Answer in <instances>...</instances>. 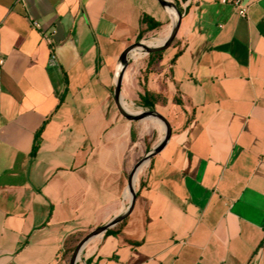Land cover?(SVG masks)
Masks as SVG:
<instances>
[{
    "label": "crops",
    "instance_id": "crops-1",
    "mask_svg": "<svg viewBox=\"0 0 264 264\" xmlns=\"http://www.w3.org/2000/svg\"><path fill=\"white\" fill-rule=\"evenodd\" d=\"M174 1L175 44L121 89L171 139L78 264H264V0ZM170 23L163 0H0V264H67L123 214L150 131L115 103L120 56Z\"/></svg>",
    "mask_w": 264,
    "mask_h": 264
},
{
    "label": "water",
    "instance_id": "water-1",
    "mask_svg": "<svg viewBox=\"0 0 264 264\" xmlns=\"http://www.w3.org/2000/svg\"><path fill=\"white\" fill-rule=\"evenodd\" d=\"M173 6L176 8L178 14H179V20H178V29H176L175 31L172 30L173 33V38L177 39V35H178V31L180 29V25H181V21H182V15L179 12V10L177 9L176 5L174 3H172ZM55 42H60L61 39L55 38L54 39ZM141 41L137 42L136 44H133L131 46H129L126 50H124V52L121 54L120 59H124L128 54H130L132 51H134L137 47H140L141 45ZM144 52L146 56H152L154 58H156L157 55H154V49H145L144 48ZM130 60V59H129ZM129 60L126 62V70L128 67V62ZM123 84V82H122ZM122 84L120 86V88L115 90L114 93V100L115 103L120 111V113L128 120L130 121H141V120H145V119H151V118H155V119H159L162 120L166 126L168 127V136L165 140H162L155 148H153L150 152H148L132 169L130 176H129V181H128V187L127 189L131 192L132 194V199L131 201H128V206H127V211L119 216H117L116 218H114L111 222H109L108 224L101 226L100 228L90 232L87 236H85L78 244L77 246L72 250L71 254L68 256L69 261L73 264H78L80 258L78 260L77 259L78 256H80L86 245L92 241L93 239H96L98 237L103 236L105 233H107L109 231L110 228H112L113 226H115L116 224H118L119 222H121L124 218H126L134 209L135 206V202H136V191H135V187L133 184V178L134 176L137 174L138 170L144 165L145 162H150L156 155H158L169 143L171 136H172V128L170 125L169 120L162 115L161 113L154 111V110H137L134 109L133 107H131L130 105L127 104V102L124 100V98L122 97L121 94V89H122ZM126 106H125V105ZM127 107V108H126ZM133 112H131V111ZM129 113V114H128Z\"/></svg>",
    "mask_w": 264,
    "mask_h": 264
},
{
    "label": "bare ground",
    "instance_id": "bare-ground-1",
    "mask_svg": "<svg viewBox=\"0 0 264 264\" xmlns=\"http://www.w3.org/2000/svg\"><path fill=\"white\" fill-rule=\"evenodd\" d=\"M163 4L165 6V9L168 12V15H169V18H170V21H171V23L169 24L170 25V28L167 31H162V33L159 35L158 38H156V39H154L152 41H147L144 44L142 42L141 45H140V47H137L135 49L136 51L134 50L135 52L132 51L123 60L121 59L120 66H119V72H118V76H117V80H116L115 90L118 89V88H120V86L122 84V81H123V75H124V73H125V76H126V72H125L126 71V62L129 59H131V58H133V59H139L141 56H144L145 55L144 48L145 49H154V53H156V52L162 51L163 49L167 48L173 42L174 38H173L172 30L175 31L176 29H178L179 14L175 17V15L173 13V10L171 8V5H170L169 0H163ZM125 76H124V78H125ZM122 97H123V95H122ZM129 111H131V110H129ZM131 112H133V111H131ZM151 120H153V122L156 123L157 125H158V122H159V127L161 129L162 135L165 132L164 138L162 140H165L167 138V136H168V127L166 126V124L162 120H159V119L151 118ZM147 165H148V162H145L144 165L138 170L137 174L134 176V178H133V184H134V187L135 188H136V186H137V184L139 182L140 174L142 173V171L144 170V168ZM131 199H132V194L130 192L128 201H131ZM126 211H127V208L125 209V211L123 213H125ZM93 240L90 241L86 245L85 248H87L89 246V244H91V242H93ZM80 256H78L77 259H75V262H76V260H78L80 258ZM73 264H75V263H73Z\"/></svg>",
    "mask_w": 264,
    "mask_h": 264
},
{
    "label": "rangeland",
    "instance_id": "rangeland-1",
    "mask_svg": "<svg viewBox=\"0 0 264 264\" xmlns=\"http://www.w3.org/2000/svg\"><path fill=\"white\" fill-rule=\"evenodd\" d=\"M170 1L176 4V2L174 0H170ZM159 35H160V32H158V33H156V34H154L152 36H149L148 38H145V39L141 40V42H144L145 41L144 43H146L147 41H152V40L158 38ZM175 42H176V39H174L173 42L167 48H165V49H163L162 51H159V52H163V54H164L167 49H169L170 47H173V45L175 44ZM157 58H158V56H156L155 63L156 64L157 63L159 64L160 62L157 61ZM149 60H151L150 57L149 56H146V55L141 56L139 59H133V58H131L129 60L128 67H127V70H126V72H127V77H126L127 80L125 79V86L131 85L137 79H142V77H143V79H145V72L146 71H143V69H141V66H143V68H144V65H146ZM139 69H141L140 70L141 71V76L139 75L140 74ZM139 76H140V78H139ZM142 121L143 122L146 121L148 123L149 128L147 130L150 131L149 132V135L146 137V143L148 144V150H147V153H148V152H150L153 149L154 142L155 141H158L160 139L162 140L161 137L163 135L161 133L160 127L156 123H154L153 120H151V119H145V120H142ZM136 122H138V121H136ZM82 256L83 255L81 254L80 259L82 258ZM67 264H71V262L69 261Z\"/></svg>",
    "mask_w": 264,
    "mask_h": 264
},
{
    "label": "trees",
    "instance_id": "trees-1",
    "mask_svg": "<svg viewBox=\"0 0 264 264\" xmlns=\"http://www.w3.org/2000/svg\"><path fill=\"white\" fill-rule=\"evenodd\" d=\"M144 23L147 24L149 30L157 29L160 25L156 23L149 17H145ZM143 36H139V42L142 40ZM154 55H163V52H156ZM152 57V56H151ZM154 62V61H153ZM141 104L145 108H149L151 110L155 109L157 96L155 94H151L147 92L144 96H141Z\"/></svg>",
    "mask_w": 264,
    "mask_h": 264
},
{
    "label": "built area",
    "instance_id": "built-area-1",
    "mask_svg": "<svg viewBox=\"0 0 264 264\" xmlns=\"http://www.w3.org/2000/svg\"><path fill=\"white\" fill-rule=\"evenodd\" d=\"M231 3L237 9L239 15L242 18L248 17L249 0H232ZM35 25H36V23H35ZM55 62H56V56H55V54H52L51 64H54Z\"/></svg>",
    "mask_w": 264,
    "mask_h": 264
}]
</instances>
